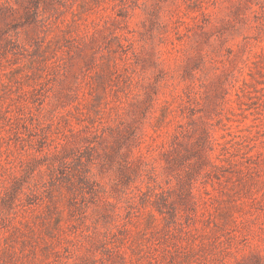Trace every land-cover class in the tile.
Returning a JSON list of instances; mask_svg holds the SVG:
<instances>
[{"label": "rangeland", "instance_id": "rangeland-1", "mask_svg": "<svg viewBox=\"0 0 264 264\" xmlns=\"http://www.w3.org/2000/svg\"><path fill=\"white\" fill-rule=\"evenodd\" d=\"M0 264H264V0H0Z\"/></svg>", "mask_w": 264, "mask_h": 264}]
</instances>
